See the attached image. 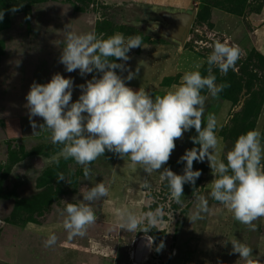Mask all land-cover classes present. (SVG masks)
Instances as JSON below:
<instances>
[{"label":"rangeland","instance_id":"rangeland-1","mask_svg":"<svg viewBox=\"0 0 264 264\" xmlns=\"http://www.w3.org/2000/svg\"><path fill=\"white\" fill-rule=\"evenodd\" d=\"M167 7L152 8L140 0H0L5 10L0 22V264H243L239 254L231 252L233 237L253 249L254 258L264 264V218L251 231L211 195L208 161H194L193 170H201L195 192L208 200V212L191 222L187 216L196 211L193 186L185 184L182 203L170 197L166 181L159 171L170 168L182 175L186 162L178 163L186 149L199 147L190 139L195 129L175 141L176 148L166 165L148 175L127 158L105 151L93 161L91 174L85 177L83 166L59 155L62 145L52 144L50 132L29 121L26 95L31 84L47 83L55 73L73 80L72 102L97 71L81 76L71 73L59 62L63 30L67 25L80 34L95 32L107 38L117 32L142 37V47L130 50L126 66L139 73L126 85L138 91L163 95L178 84L183 73L195 63L207 75V56L212 49L211 35L228 40L243 52L235 70L226 75L213 69L216 83H227L217 97L205 90L204 124L209 113L217 121V135L222 137V158L237 137L256 129L264 144V0H184ZM18 7L12 12L13 7ZM238 18L237 27L219 26L214 15ZM194 13L184 43L168 36L174 23L169 16ZM115 59V58H113ZM122 77L127 71L116 70ZM37 125L41 117H34ZM56 157L53 160V157ZM65 180L57 182V174ZM145 180L148 185L145 187ZM103 182L109 192L91 207L97 223L83 237L69 239L60 212L66 203L79 204L83 192ZM127 208L138 216L160 209L158 223L148 232H129L119 227L117 211ZM50 234L57 243L46 248ZM154 238L149 244L148 238ZM161 241L165 247L157 252Z\"/></svg>","mask_w":264,"mask_h":264},{"label":"clouds","instance_id":"clouds-1","mask_svg":"<svg viewBox=\"0 0 264 264\" xmlns=\"http://www.w3.org/2000/svg\"><path fill=\"white\" fill-rule=\"evenodd\" d=\"M18 7H13L14 13ZM5 10L0 9V22ZM63 48L59 62L69 73L79 70L81 76L99 72V78L93 76L85 84L79 85L81 94L72 102L73 80L55 73L47 83L33 82L26 95L29 121L34 130L37 127L50 132L52 144L63 147L59 155L72 158L84 168L85 177H89V165L105 151L112 152L121 159L127 158L132 164L139 165L148 175L158 172L166 165L176 148L175 141L183 139L184 133L195 129L197 135L190 139L194 145L186 149L177 161L186 162L183 174L179 175L168 167L159 171L161 181L167 182L170 197L176 203H182L184 185L193 186V197L197 202L196 211L188 219L193 223L202 219V213L208 212V200L194 190L201 170H193L194 161H208L211 174L215 177L209 184L211 197L220 202L235 221L255 231L254 221L264 218V144L259 130L252 129L240 134L233 147L226 154V163L222 158V137H218V121L214 113H209L204 124L205 90L217 97L229 84H217L214 68L226 75L229 69L235 70L237 61L243 55L238 45L228 40L221 42L211 35L212 49L207 56V75L199 69L203 62L195 63L186 70L178 84H172L163 95H155L140 88L138 91L127 86L139 73V67L133 72L126 66L130 60V50L142 47L140 35L117 32L107 38L95 32L76 33L69 25L63 30ZM115 58V59H113ZM117 69L127 71L122 77ZM34 117H41L43 124L37 125ZM53 160L56 159L54 156ZM66 181L63 173L57 174V182ZM67 182V181H66ZM145 187L149 186L145 180ZM105 183H95L83 192L79 204L66 203L60 212L63 228L69 239L83 237L88 228L97 223V216L91 204L108 196ZM160 209L137 215L122 208L117 211L119 227L129 232L148 233L160 219ZM154 238L149 237V244ZM231 243V252L239 254L243 264H261L260 258H254L253 249L233 237L223 241L226 247ZM57 243V236L50 234L44 242L46 248ZM164 242L156 246L160 252ZM222 264V262H218Z\"/></svg>","mask_w":264,"mask_h":264},{"label":"water","instance_id":"water-1","mask_svg":"<svg viewBox=\"0 0 264 264\" xmlns=\"http://www.w3.org/2000/svg\"><path fill=\"white\" fill-rule=\"evenodd\" d=\"M194 13L195 12H192L191 14H175L169 16L171 18V22L174 23V26H172L171 33H168V36L178 39L181 44L184 43L193 20Z\"/></svg>","mask_w":264,"mask_h":264},{"label":"crops","instance_id":"crops-1","mask_svg":"<svg viewBox=\"0 0 264 264\" xmlns=\"http://www.w3.org/2000/svg\"><path fill=\"white\" fill-rule=\"evenodd\" d=\"M146 2L149 4H152V8H157V7H167V5H173L174 3L178 2L181 4H185L187 2H185L184 0H140V2ZM176 1V2H175ZM186 5V4H185ZM215 21L218 22L219 26L224 27L225 25L230 24L231 26L237 27L239 20L238 18H224L221 16L217 15V11H215V15H214Z\"/></svg>","mask_w":264,"mask_h":264}]
</instances>
